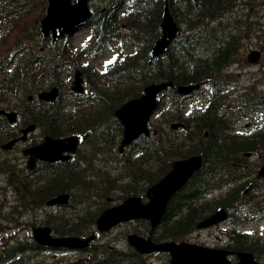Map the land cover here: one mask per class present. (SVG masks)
I'll use <instances>...</instances> for the list:
<instances>
[{
	"label": "trees",
	"instance_id": "trees-1",
	"mask_svg": "<svg viewBox=\"0 0 264 264\" xmlns=\"http://www.w3.org/2000/svg\"><path fill=\"white\" fill-rule=\"evenodd\" d=\"M169 1L171 8L177 10L187 20V33L190 30L183 40L178 39L179 41L175 42L172 49L165 56L158 58L152 65L148 64L146 60L151 44L160 33L159 23L164 0H153L152 2L134 0L131 2L132 8L133 6L136 7L134 13L132 15L127 13L123 16L128 20V27L133 29V33L123 32L121 25L118 24L121 21L120 16L117 17L116 13H112V17L110 15L95 16L91 20L93 31L98 36L95 42L119 40L130 50L136 49L138 53L131 58L123 57L126 65L122 70L115 71L116 76L110 82L113 86L112 90L109 87L99 88V86H95L94 89L97 95L92 94L87 98L88 102L79 104L82 108L81 113L85 117L82 122L88 123L87 125L90 126H98L103 123L110 130H114V133H118L119 125L116 123L113 110L126 97L136 94L133 91L138 90L141 82L173 80L175 84H185L203 80L213 76L215 70L236 58L235 54L240 49V42L238 39L231 42L230 32L234 23L230 25V22L224 21L227 20L228 16H231L230 14L234 10L237 0H184L186 8L183 10L177 7L174 0ZM46 3L47 0H0V13L2 19L5 20L0 26L8 21V26L14 28L12 33L15 35V39L12 37L10 40L12 46L10 44V47L5 49L6 53L14 52L12 48L22 42L20 38L23 22L17 25L15 22L13 23V19L26 20L29 24V30L37 33L39 32V19L43 15ZM209 21L218 22V29L229 36L228 40L218 38L210 33L211 31L206 27ZM236 22L239 26V19H236ZM242 25L239 26L241 29L244 28ZM197 27H201V32L197 30ZM215 31L217 33L216 28ZM8 34L9 31L6 30L5 36H8ZM8 44L6 43L5 47ZM207 44H209V49L213 50L208 51L211 52L209 56H212L209 59L197 55L198 47L203 48ZM34 48L35 46H31L28 49L34 51ZM56 48L57 46L54 49H48L50 57L41 63L31 60L27 67H24L21 63H16L10 69H8L7 64H1L2 78L0 81L3 80V82L0 83V104H5L6 107L16 106L15 98L19 96L21 88L27 81L32 86L40 85L41 87L56 84L59 74L65 71L67 66H72L71 63L65 65L54 63V59L59 54L64 58H68L67 53L64 52L65 49L62 47ZM129 67L132 69L133 75H119L127 71ZM84 71L87 72L89 69L84 68ZM28 91H30L29 88ZM241 101L238 104L241 107L237 110L239 113H250L252 110L256 111L264 105L263 98L253 95H249L246 100ZM19 103L25 106L26 100H21ZM60 107L64 108V106ZM62 112L63 110H57L51 118L46 115L44 124L49 132L59 134L62 130L69 128L67 125H62V116L59 115ZM162 115L165 117L164 123L157 124L158 134L146 139L153 149L143 147V150L147 151L150 156L157 158V170L154 171V165L151 167L143 160L137 169L141 185L143 186L145 183L152 184L159 180L168 170V160L173 159V157L201 153L205 161L201 171L169 204L168 213L175 212V219H172L173 217L166 218L161 224L162 229L159 232L161 237L177 239L184 235L183 233L194 230L198 220L216 208L214 203L199 206L194 201L216 186V178L221 176L220 173L222 176L233 174V162L238 160L241 152L264 149V130L256 131L255 134L250 135L230 134L227 130V121L224 117L218 116L211 106L195 122L185 119L187 125L185 130H170L168 128L170 118L167 116V119L164 113ZM86 116L89 118H86ZM27 117L28 119L38 118L35 111H29ZM205 131H208V136H205ZM114 133L107 135V138L112 141L115 140ZM61 176H67L71 179L76 177L71 169L65 170ZM52 180L48 179L47 182ZM79 181L80 183L83 182L82 176H80ZM52 182L46 188L44 195L46 199L51 195L50 193L55 187L54 183L57 181ZM84 182L87 183V181ZM130 185L135 190L136 186ZM61 189L62 187L59 186L55 191Z\"/></svg>",
	"mask_w": 264,
	"mask_h": 264
},
{
	"label": "water",
	"instance_id": "water-1",
	"mask_svg": "<svg viewBox=\"0 0 264 264\" xmlns=\"http://www.w3.org/2000/svg\"><path fill=\"white\" fill-rule=\"evenodd\" d=\"M68 1L69 0H50L49 14L43 20V26L46 32L49 29H52L54 32L57 30L67 32L76 22L78 23L89 15V10L85 4L86 0H78V2L82 1V4L84 5V13L82 15L73 16L72 19H67L63 9L65 6H68ZM162 26L164 35L156 42L151 54L152 57L164 52L171 40L178 33V29L172 16L168 13V10L166 11ZM168 85H172V82H161L148 85L145 88V94L139 98L128 100L117 111L118 115L122 117L125 125L123 144L128 143L129 140L138 136L142 132L149 133L148 121L159 104L157 93ZM197 86L198 85L180 86L179 90L188 92ZM50 96L51 93L41 94L42 98H49ZM7 114L10 120L15 119L14 112ZM25 131H28V129H25ZM76 139L77 136L69 138L70 141ZM48 140V142L54 141L55 143L64 146V140L62 139ZM43 144L46 145V143ZM39 148L40 146H35L32 150H37ZM201 164V155H193L189 158L175 161L173 169L149 189L148 202L143 203L139 197H131L123 204L104 211L99 220L100 223L109 229L121 220H128L132 217H146L151 220L153 225H155L165 212L167 203L173 193L182 187ZM129 209L131 210L130 212L128 211ZM221 218L222 214L221 212H218L200 225L209 224ZM49 230L48 227L38 228L36 230V235L39 239H41V237H48ZM51 239L55 241H65V238ZM129 240L134 246L144 251H170L171 260L168 264H259L253 258V255L248 252H241L239 254L240 261L234 263L227 257L229 251L223 249H211L188 242L177 243L175 241H165L162 243H155L150 238L145 239L137 234L130 235Z\"/></svg>",
	"mask_w": 264,
	"mask_h": 264
},
{
	"label": "rangeland",
	"instance_id": "rangeland-1",
	"mask_svg": "<svg viewBox=\"0 0 264 264\" xmlns=\"http://www.w3.org/2000/svg\"><path fill=\"white\" fill-rule=\"evenodd\" d=\"M97 3V0H93ZM263 0H247L246 5L248 6L247 9V34H250L248 36V39L245 40L246 46L242 53L240 63L238 65H233L229 69H231V74L236 76L238 78V81L240 85H238V89H236V92L241 93L243 90H245V87L242 85L244 82H246L249 79L256 80L257 78H261L264 71V55L263 58H261V62L258 66H251L250 64L246 63L244 58L247 56L248 51L252 44L259 45V42L264 43V5L262 4ZM246 5H243L246 6ZM242 12V11H241ZM87 36L86 31H81L80 33L72 38V42L76 43L78 41H82ZM256 36L254 40L252 38ZM258 40V41H257ZM255 49V48H253ZM259 49V48H257ZM186 108L188 105H185ZM260 116L255 117L256 119H259ZM259 122V120H258ZM257 124V123H256ZM236 128H242V130H247L249 127L246 125V121H241L240 124L236 126ZM263 159L261 155L254 156L250 159V163L253 162L255 166H258L260 163V160ZM6 176H0V203L4 205V211L9 210V202L12 200V187L9 186L6 182ZM35 197V194L33 195ZM31 219V218H30ZM29 219V220H30ZM264 225V221L258 223L256 226H253V229L257 228V231H259V225ZM251 228V227H250ZM264 228V227H263ZM127 230V227L125 228V231ZM226 232H225V231ZM230 230V224L229 223H223L221 225H218L216 227H211L208 229H204L201 231H196L193 235H191L187 240L196 242V243H202L207 244L209 246H222L225 244V241L227 239V232ZM19 234L24 237H28L31 234V230L29 228H21L19 231ZM264 234V233H263ZM107 238H114L113 236H108ZM263 240L264 238L261 237ZM110 240V239H109ZM47 255H44L43 258H38L39 261L43 259V261H47V263H52L53 259H59L63 260L66 264L70 261H74L75 257L74 254H66L63 255L61 253H53V252H47ZM56 254V255H55ZM66 257H70L69 259H66ZM72 257V258H71ZM258 259L264 262V254L258 255ZM34 256H31L28 259H25V263L34 264ZM151 259V258H149ZM153 264H163L165 262V258L161 257H155L152 259ZM58 264V262H57Z\"/></svg>",
	"mask_w": 264,
	"mask_h": 264
},
{
	"label": "flooded vegetation",
	"instance_id": "flooded-vegetation-1",
	"mask_svg": "<svg viewBox=\"0 0 264 264\" xmlns=\"http://www.w3.org/2000/svg\"><path fill=\"white\" fill-rule=\"evenodd\" d=\"M19 121L17 120L14 124H10L9 125V130L8 131H6L7 132V136H9V135H11V137L12 136H15V138L20 134L19 133V130H21L23 127H25V125L27 124V123H30L31 122V120H29L28 119V117H26V116H23L22 115V113L20 112V114H19ZM22 119L23 120H27V121H25V122H21L22 121ZM21 120V121H20ZM45 135H46V132L44 131V129H43V131H42V133H39V134H37L36 136L35 135H31V136H27V140H26V146L25 147H27V146H29V145H31L32 143H34L35 144V142H37V141H41L44 137H45ZM17 142V141H16ZM15 142V143H16ZM18 144V143H17ZM16 145V144H15ZM15 145H12V146H15ZM237 195V193H235V196ZM101 253H106V252H103V251H100Z\"/></svg>",
	"mask_w": 264,
	"mask_h": 264
},
{
	"label": "snow or ice",
	"instance_id": "snow-or-ice-1",
	"mask_svg": "<svg viewBox=\"0 0 264 264\" xmlns=\"http://www.w3.org/2000/svg\"><path fill=\"white\" fill-rule=\"evenodd\" d=\"M109 63H111V61H109Z\"/></svg>",
	"mask_w": 264,
	"mask_h": 264
}]
</instances>
